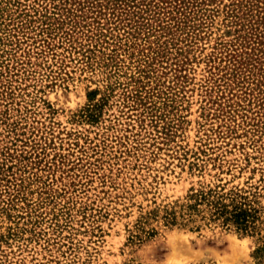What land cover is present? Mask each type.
<instances>
[{
	"label": "rangeland",
	"instance_id": "obj_1",
	"mask_svg": "<svg viewBox=\"0 0 264 264\" xmlns=\"http://www.w3.org/2000/svg\"><path fill=\"white\" fill-rule=\"evenodd\" d=\"M62 2L0 0V264H251L249 236L137 221L219 178L264 207V58L232 66L229 0L167 47Z\"/></svg>",
	"mask_w": 264,
	"mask_h": 264
},
{
	"label": "trees",
	"instance_id": "obj_2",
	"mask_svg": "<svg viewBox=\"0 0 264 264\" xmlns=\"http://www.w3.org/2000/svg\"><path fill=\"white\" fill-rule=\"evenodd\" d=\"M209 1L213 0H63L62 7L66 8L67 4L74 6L66 8L71 25L74 15L84 16L85 7H98L99 13L110 10L111 17L116 18L115 22L119 24L122 21L129 25L127 34H140L144 30L146 38L150 35H155L156 40L166 38L162 43L163 47H167L176 31L187 29V34L196 33L199 26L197 14L206 11L205 6ZM225 14V34L233 32L236 35L231 41L235 46L234 52L230 54L235 62H230L232 66L246 64L244 67L250 68V71L251 67H255V62L264 58V0H229ZM109 36H106V43H110V38L115 41L111 32ZM157 46L154 50L156 57L161 52L160 45ZM95 93V89L89 91V99L95 103L87 107L88 117L93 116L100 104L99 99H95ZM164 133L166 136L169 134L166 130ZM261 194L257 186H229L227 181L219 178L216 182L189 188L183 197L172 202L155 205L140 215L137 221L142 230L149 220L158 219L170 227L199 229L203 224H213L232 230L253 238L251 264H264V207L259 201ZM151 230H147V233L151 234Z\"/></svg>",
	"mask_w": 264,
	"mask_h": 264
}]
</instances>
